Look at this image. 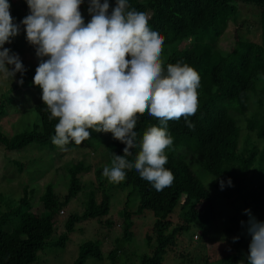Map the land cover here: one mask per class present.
Returning a JSON list of instances; mask_svg holds the SVG:
<instances>
[{
    "label": "trees",
    "instance_id": "trees-1",
    "mask_svg": "<svg viewBox=\"0 0 264 264\" xmlns=\"http://www.w3.org/2000/svg\"><path fill=\"white\" fill-rule=\"evenodd\" d=\"M108 2L110 14L116 6V0ZM129 5L130 10L145 12L149 17L150 28L164 38L162 62L165 71L168 64L186 63L200 77L198 110L194 116L189 117L194 129H189L183 118L169 121L167 125L174 143L166 149L168 161L165 167L173 173L174 182L158 192L131 169L125 170L124 181L115 183L113 187H105L106 178H101L102 169L99 167L93 170L94 186L91 182H81L79 177L91 170L88 164L85 165L83 160L68 163L62 168L67 186L61 201L51 183L44 186L39 197L43 215L31 211L33 207L30 205V197L34 190H28L26 186L21 188L20 197L14 206H6L0 212V264H31L37 252L44 248L63 246L76 224L104 218L103 225L110 227L112 223L105 219L109 211L108 190L116 188L127 190L126 202L127 198L137 197V213L150 212L154 219L144 236L149 253L142 255L137 264H165V257L174 249L181 232L193 224H207L213 216L212 190L235 209L225 231L229 237L231 254L224 256L220 264H241V222L245 220V213H240L248 205L247 200H256L255 208H260L264 202V0H129ZM11 6V16L19 25L29 14L28 6L25 0L11 3ZM88 8L89 5H86L85 10L88 11ZM248 17L253 18V24L258 27L257 40L249 36ZM84 20L85 23L89 22L87 18ZM228 25L234 27L233 43L229 50L223 51L217 47V42ZM24 35L21 25L18 36ZM15 40L14 37L7 44L12 50L17 43ZM28 48L36 56L35 48L31 45ZM38 64L39 61L30 67L23 64L25 71L21 74L22 85L37 94L30 105L36 120L29 131L11 137L0 131V147L6 152H20L34 145L55 159L60 157L57 153L60 148L52 143L51 137L55 135L58 120L48 119L50 113L41 99L42 91L33 85ZM20 86L18 88H22ZM14 90L16 87L8 92ZM11 104L8 93L0 96V117L7 116L6 107ZM151 126L160 127L159 121L147 113L138 115L134 129L137 133V147L131 150L132 154L127 157L129 161L135 160L143 133ZM89 131L88 141L103 145L101 156L106 166L111 167L113 153L123 156L125 145L115 140L111 133ZM241 132H245L244 138L240 136ZM250 134H253L252 140ZM240 138L243 142L248 140L246 147L239 148ZM74 145L73 142L65 147L73 150L76 147ZM11 164L16 165V173H22L24 164L15 161ZM250 170L255 172V178L251 180L247 178ZM253 180L256 183L261 181L262 184L253 185ZM82 188L87 189L82 212L70 214L63 225L64 233L56 241L47 242L55 223V215ZM126 204L121 211L122 221L126 225L121 228L122 238L115 240L114 244L120 240H129L132 235L128 223L132 213ZM175 209L180 213L181 223L172 228L168 218ZM238 209H241L239 213ZM236 237L239 239L234 242ZM98 245L96 241L79 245L77 256L71 264H84L88 257L100 261ZM115 246L118 245L115 244L114 249L107 253L106 260L110 264L115 263L118 252H121Z\"/></svg>",
    "mask_w": 264,
    "mask_h": 264
},
{
    "label": "clouds",
    "instance_id": "clouds-1",
    "mask_svg": "<svg viewBox=\"0 0 264 264\" xmlns=\"http://www.w3.org/2000/svg\"><path fill=\"white\" fill-rule=\"evenodd\" d=\"M25 3L29 14L18 25L8 0H0V77L12 81L25 71L19 56L4 47L20 34L22 25L39 60L33 85L42 91L48 119L58 120L52 143L64 151L70 143L80 146L88 140L89 130L111 133L125 147L123 156L113 153L111 167L103 168L109 183L124 181L125 170L134 169L156 191L170 187L174 175L165 167V152L174 141L167 125L183 118L194 129L189 117L198 110L199 74L186 63L168 64L165 71L164 38L150 28L145 12L130 10L129 0H116L110 14L108 0H88L87 23L80 11L84 0ZM145 113L160 127L143 133L140 151L129 161L137 147V117ZM245 213L251 237L247 264H264V222L250 210Z\"/></svg>",
    "mask_w": 264,
    "mask_h": 264
},
{
    "label": "rangeland",
    "instance_id": "rangeland-1",
    "mask_svg": "<svg viewBox=\"0 0 264 264\" xmlns=\"http://www.w3.org/2000/svg\"><path fill=\"white\" fill-rule=\"evenodd\" d=\"M17 1L8 0L10 10L12 7L11 3ZM86 5H89L88 0H84L80 11L83 18H87L90 21L91 16L85 10ZM247 22L249 23L247 29L250 38L257 40V25L253 24V18L251 17L247 18ZM233 29V26L228 25L225 32L218 39L217 47L219 49L227 51L231 48ZM15 39H17L15 40L17 43H15L14 50L7 44L4 47L10 49V54L18 55L25 67L34 66L39 60L30 53L28 48L30 44L26 40V35L17 36ZM20 80L21 73H17L12 81L11 79L5 80L0 77V96L8 93V96L12 100L11 106L6 107L7 116L0 117V131L7 137L29 131L36 120V114L30 105L37 98V94L32 89L29 90L25 85H21L20 87L22 88H18ZM12 87H16V90L9 93L8 90ZM19 109L21 110L17 113ZM240 136H245V132H241ZM249 137L252 140L253 134H250ZM247 143L248 140L243 142V139L240 138L238 142L239 148L246 147ZM103 152V145H99L94 141L89 142L88 140L82 142L80 146L76 145L73 150H57L60 157H54L55 159H52V156L47 154L45 150H38L34 145L28 146L20 152H6L0 147V212L4 211L6 206H14L15 201L20 197L21 188L26 186L28 190H34V193L30 197V205L33 207L31 211L36 212V214L40 212L43 215L42 211H40L39 197L43 192L44 186L51 183L54 186V193L56 196L61 197H58V200L61 201L66 193L67 186V179L63 176L62 168L68 163H75L79 160H83L85 165L88 164L91 167L88 173L80 174L81 182H91L96 186L93 170L101 168V178L103 177V168L106 166L104 157L101 156ZM12 161L24 164L22 173H16V165L13 166L11 164ZM247 178L249 180L254 179L255 172L250 170L247 173ZM105 181V187L116 186L115 183H109L107 178ZM254 183L253 185L262 184L261 181ZM86 191L87 189H80L66 205L61 206V210L55 215V223L47 242L52 243L56 241L58 236L64 233L63 225L70 214H80L82 212ZM108 194L110 196L109 211L105 219L107 218L108 222L112 223L110 227L103 225L104 218L100 221L88 220L76 224L72 233L67 235L63 246L44 248L37 252L36 258L31 264H71L77 256L79 245L87 241L99 243L101 260L95 261L93 258L88 257L84 264H110L111 262L106 260V257L108 251L114 249L115 244L118 245L115 248H120L121 252H118L119 255H117L114 264H137L142 255L149 253L144 236L154 220L152 214L146 211L137 213V197L132 196L131 199L127 198L126 202L127 190L109 189ZM218 194L214 190L211 192V197H213L211 204L212 218L207 224H193L188 226L186 231L181 232L175 241L174 249L165 257V264H220V260L224 256L231 254L229 251L230 244L228 243L229 237L225 231L229 226V219L234 215L235 209L232 206L230 207L227 200H224ZM256 203V200L253 202L247 200L248 205L240 214L245 213V210H250L251 216L255 217L257 221L264 222V202L260 208L254 207ZM124 204H126L128 211L132 213L130 222H128L132 235L129 240H120L114 244L115 240L122 238L121 228L126 225L122 221L121 213ZM240 210L238 209V213ZM60 211H62L61 214L59 213ZM168 219L171 222L172 228L181 223L180 213L177 209H175ZM248 220L249 215L245 213L242 231L243 258L241 259V264H247L246 257L251 240L247 232ZM10 221L13 222V219L11 218ZM193 236L196 238L194 239Z\"/></svg>",
    "mask_w": 264,
    "mask_h": 264
},
{
    "label": "built area",
    "instance_id": "built-area-1",
    "mask_svg": "<svg viewBox=\"0 0 264 264\" xmlns=\"http://www.w3.org/2000/svg\"><path fill=\"white\" fill-rule=\"evenodd\" d=\"M59 213L61 214V213H62V211H60ZM193 237H194V239L196 238L195 236H193Z\"/></svg>",
    "mask_w": 264,
    "mask_h": 264
}]
</instances>
